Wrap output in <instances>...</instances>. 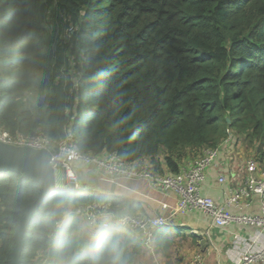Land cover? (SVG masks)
Returning a JSON list of instances; mask_svg holds the SVG:
<instances>
[{
  "label": "trees",
  "instance_id": "1",
  "mask_svg": "<svg viewBox=\"0 0 264 264\" xmlns=\"http://www.w3.org/2000/svg\"><path fill=\"white\" fill-rule=\"evenodd\" d=\"M0 130L53 147L72 130L84 154L117 152L158 174L230 142L264 169V0H0ZM41 190L0 172V264H13ZM107 199L124 212V198L84 184L50 192L21 264H146L135 230L99 227L88 240L94 227L68 210ZM169 233L157 230L158 248Z\"/></svg>",
  "mask_w": 264,
  "mask_h": 264
},
{
  "label": "built area",
  "instance_id": "2",
  "mask_svg": "<svg viewBox=\"0 0 264 264\" xmlns=\"http://www.w3.org/2000/svg\"><path fill=\"white\" fill-rule=\"evenodd\" d=\"M78 87V83L76 84ZM0 140L19 146H31L36 149H49L52 153L51 163L56 169L57 178L61 171L66 185L79 184L81 178V165L94 166L101 180L112 184H119V179H135L148 183L159 192L170 190L176 194L177 204L171 217L164 215L152 216L142 212L135 214L120 213L114 210L111 201H93L76 208L70 213L84 217L94 227L108 229L113 225H119L125 229H143V241L147 248L153 250L155 246L156 231L170 224L176 215L191 214L195 210H201L211 217L212 227H221L225 231L231 224L238 225V230L233 234L236 246L244 240L241 232L245 225L260 227L256 234L250 236L246 242L247 248L242 251L236 264H264V169L258 165L253 156H239L241 151H232L234 158L231 161V170L239 178L238 185L232 186L226 191L227 201L225 205L218 203L214 198L202 194V188L213 168L220 174L218 182L223 184L227 180V174L221 168L222 147L206 148L192 161L183 163L179 170L170 174H158L147 168H140L134 163L126 161L117 152L104 151L98 155L84 154L76 144V134L70 130L56 147H53L48 136L38 135H12L7 130H0ZM245 160H243V158ZM243 160V161H242ZM258 196L261 206V214L232 213L229 206L243 209L250 207L253 197ZM209 234V232H208ZM205 255L196 253L189 259L188 264H204Z\"/></svg>",
  "mask_w": 264,
  "mask_h": 264
},
{
  "label": "crops",
  "instance_id": "3",
  "mask_svg": "<svg viewBox=\"0 0 264 264\" xmlns=\"http://www.w3.org/2000/svg\"><path fill=\"white\" fill-rule=\"evenodd\" d=\"M227 151L230 152L229 157L227 159L221 158V168L227 174L226 182L223 184L218 182L220 172L218 169L213 168L210 170L202 188L203 195L214 198L222 205H225L227 201L226 191H229L232 186L236 187L238 180H243L231 170V161L234 154L228 145L222 147L221 155ZM239 156H243L242 152ZM192 160L194 159L186 158V161ZM82 172L80 184H84L87 188L100 189L102 194H114L115 196L124 198L126 200L122 210L124 212L133 213L134 203H141L144 207H140L137 212L152 216L158 214L166 217L173 216L174 206L177 204V197L173 191L168 190L166 193L159 192L148 183L135 179H119V184H112L106 180H101L98 172L92 166H89V168L84 169ZM166 174H170L169 171ZM228 210L232 213H247L252 215L262 213L258 196L253 197L250 207L238 209L229 206ZM118 212H120L119 209ZM211 223V217L201 210H195L191 214L174 216L170 223L169 233L170 239L173 240V245L170 251L164 250L162 252L163 255L170 256L173 260L172 264H188L190 257L196 253L205 255L204 264H236L242 251L247 248L246 242L260 228L256 225L243 226L244 232H241L242 236L240 240H244V238H247V240L236 246L233 234L238 230V225L231 224L225 231L221 227L211 228ZM84 231L86 238L93 240L96 235V229L88 226ZM184 233L188 235H183ZM191 236L196 237L195 243L186 238ZM146 253L147 255L144 259L150 260L153 254L149 250ZM167 264L169 263L167 262Z\"/></svg>",
  "mask_w": 264,
  "mask_h": 264
},
{
  "label": "water",
  "instance_id": "4",
  "mask_svg": "<svg viewBox=\"0 0 264 264\" xmlns=\"http://www.w3.org/2000/svg\"><path fill=\"white\" fill-rule=\"evenodd\" d=\"M52 153L49 149H36L31 146H19L0 140V172H17L24 178L42 185L38 198L25 209L24 217L15 230V247L11 252L13 264H21V257L25 247L24 235L36 211L41 208L44 199L50 192L58 189L57 172L51 163ZM75 187V184H71ZM139 235L143 229H138Z\"/></svg>",
  "mask_w": 264,
  "mask_h": 264
},
{
  "label": "rangeland",
  "instance_id": "5",
  "mask_svg": "<svg viewBox=\"0 0 264 264\" xmlns=\"http://www.w3.org/2000/svg\"><path fill=\"white\" fill-rule=\"evenodd\" d=\"M85 117H86V115H85ZM229 143L230 142H228L226 145H224V146H229ZM242 148H243V150H244V146H241ZM197 150L198 149H196L195 151H193L192 150V152H191V156H189V157H187V158H189V159H193V158H195V157H197V156H199V155H197L196 156V152H197ZM202 150L203 149H200L199 150V154H201L202 153ZM242 152V151H241ZM229 151H227V152H224L222 155H221V158H224V159H227L228 157H229ZM242 154H243V156H246V157H248V156H250V157H252V156H254V155H251V154H247V153H245L244 151L242 152ZM246 157H244L243 158V160H245V158ZM233 158H234V155H233ZM232 158V159H233ZM242 160V161H243ZM58 182H59V184H63L64 183V175H63V173L60 171L59 173H58ZM94 227V226H93ZM97 228H99V227H94V229H97ZM172 243H171V245L170 246H168L166 249H164V248H158L157 246H156V248L153 250L155 253H153V252H151L149 249V251L153 254V256H151V259L149 260V259H144V262L146 263V264H167V262L169 263V264H172L173 263V260H172V258L170 257V256H164L163 255V251L164 250H166V251H170V248L172 247ZM157 250L159 251V252H157Z\"/></svg>",
  "mask_w": 264,
  "mask_h": 264
},
{
  "label": "clouds",
  "instance_id": "6",
  "mask_svg": "<svg viewBox=\"0 0 264 264\" xmlns=\"http://www.w3.org/2000/svg\"><path fill=\"white\" fill-rule=\"evenodd\" d=\"M81 176V175H80ZM57 180H58V178H57ZM76 185V187H79V185H80V182H79V184H75ZM67 187H71L70 185H66L65 184V180H64V183L63 184H59V182H58V189H65V188H67ZM107 201H111L112 203H113V201L112 200H108L107 199ZM114 205V204H113ZM114 207V206H113ZM69 212L70 211H72V210H74L72 207H70L69 209ZM114 210L116 211V209L114 208ZM118 212V211H117ZM121 213V212H120ZM122 213H128V212H122ZM138 213V212H137ZM167 225H169V224H167ZM165 227V226H164ZM160 229V228H159ZM129 230V229H128ZM138 230V229H137ZM136 231V230H135ZM157 232V231H156ZM141 236H143V234L141 235ZM143 238V237H142ZM143 240V239H142ZM155 246H156V244H155Z\"/></svg>",
  "mask_w": 264,
  "mask_h": 264
}]
</instances>
